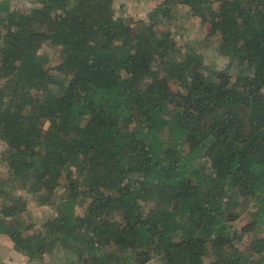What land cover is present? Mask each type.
Here are the masks:
<instances>
[{
	"label": "trees",
	"instance_id": "1",
	"mask_svg": "<svg viewBox=\"0 0 264 264\" xmlns=\"http://www.w3.org/2000/svg\"><path fill=\"white\" fill-rule=\"evenodd\" d=\"M118 2L0 0V234L26 264H264V0Z\"/></svg>",
	"mask_w": 264,
	"mask_h": 264
},
{
	"label": "rangeland",
	"instance_id": "2",
	"mask_svg": "<svg viewBox=\"0 0 264 264\" xmlns=\"http://www.w3.org/2000/svg\"><path fill=\"white\" fill-rule=\"evenodd\" d=\"M15 6L23 9L24 6H28L33 4L34 0H11ZM161 0H119L118 7L120 12L129 11L134 18H138L139 14H143L148 12L150 9L153 8L156 4H158ZM199 20L197 18H191L185 20L186 27L181 29H177L173 32L171 37L177 38L178 41V49L181 50V47L184 48V39L185 37H197L203 32V28L198 24ZM182 25V23H181ZM180 25V26H181ZM188 31L186 32V30ZM183 51V49H182ZM219 55V54H218ZM54 65V64H53ZM52 65V66H53ZM51 66V65H50ZM171 87L173 90L177 89V84L172 83ZM29 199H33L36 196V193H27ZM34 200V199H33ZM32 215L34 216L35 222L38 224L43 223L49 216L50 213L53 212V208L50 206H35L31 208ZM246 215L242 216L241 220L244 221ZM40 222V223H39ZM261 240L264 242V230L262 231H254L250 237H247L245 247H250L253 240ZM6 254L4 259H1L3 254ZM0 260L6 262V264H26V258L21 256L13 249V242L12 240L5 234H0ZM151 264H158L155 261H152Z\"/></svg>",
	"mask_w": 264,
	"mask_h": 264
}]
</instances>
